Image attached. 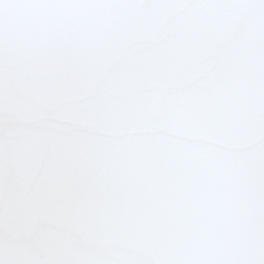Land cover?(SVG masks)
I'll return each mask as SVG.
<instances>
[{
	"label": "snow or ice",
	"instance_id": "obj_1",
	"mask_svg": "<svg viewBox=\"0 0 264 264\" xmlns=\"http://www.w3.org/2000/svg\"><path fill=\"white\" fill-rule=\"evenodd\" d=\"M0 264H264V0H0Z\"/></svg>",
	"mask_w": 264,
	"mask_h": 264
}]
</instances>
